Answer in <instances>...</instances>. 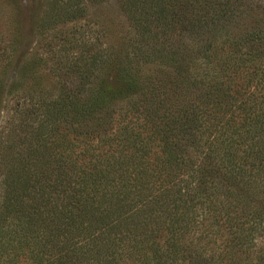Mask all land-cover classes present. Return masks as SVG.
<instances>
[{
	"label": "trees",
	"instance_id": "obj_1",
	"mask_svg": "<svg viewBox=\"0 0 264 264\" xmlns=\"http://www.w3.org/2000/svg\"><path fill=\"white\" fill-rule=\"evenodd\" d=\"M114 1L121 35L10 108L0 264H264V0Z\"/></svg>",
	"mask_w": 264,
	"mask_h": 264
},
{
	"label": "rangeland",
	"instance_id": "obj_2",
	"mask_svg": "<svg viewBox=\"0 0 264 264\" xmlns=\"http://www.w3.org/2000/svg\"><path fill=\"white\" fill-rule=\"evenodd\" d=\"M46 3L47 0H0V139L9 132L10 108L15 99L23 96L20 89L28 88L31 102L54 97L59 94L62 79H75L77 67L67 61L87 48L96 38V30L105 44V31L110 35L107 41L112 42L127 28L114 0L88 2L82 17L62 21L47 18ZM2 51L10 58L7 55V60H3Z\"/></svg>",
	"mask_w": 264,
	"mask_h": 264
}]
</instances>
